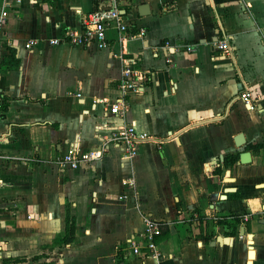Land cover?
I'll return each mask as SVG.
<instances>
[{
	"label": "crops",
	"instance_id": "crops-1",
	"mask_svg": "<svg viewBox=\"0 0 264 264\" xmlns=\"http://www.w3.org/2000/svg\"><path fill=\"white\" fill-rule=\"evenodd\" d=\"M6 1L0 152L17 159L0 158V260L264 264V0H129L124 13L143 33L132 29L120 44L110 24L102 49L48 43L78 29L98 0ZM141 3L149 14H137ZM222 35L228 56L213 47ZM120 55L148 71L142 91L128 97L126 121L150 137L131 159L110 146L93 168L60 170L56 161L72 144L82 151L97 146L95 123H120L93 116L100 106L91 102L116 96ZM243 90L254 108L239 99ZM239 132L244 141L236 146ZM241 151L249 152L248 162L238 161ZM126 175L132 185L123 182ZM65 215L74 227L62 242ZM143 215L160 221L159 254L139 258L124 241L141 229ZM213 216L228 225L207 231ZM234 218L239 222L227 233Z\"/></svg>",
	"mask_w": 264,
	"mask_h": 264
},
{
	"label": "built area",
	"instance_id": "built-area-1",
	"mask_svg": "<svg viewBox=\"0 0 264 264\" xmlns=\"http://www.w3.org/2000/svg\"><path fill=\"white\" fill-rule=\"evenodd\" d=\"M129 0H98L97 7L83 13L80 17L78 29H65L60 36L49 38V44H58L59 42H68L79 46L93 45L98 49L106 48L107 41L105 31L108 25L117 32V41L122 44L129 31L135 29L137 33H143L142 25H137L133 20L131 12L124 13V5ZM6 0L1 1L2 10L0 11V22L6 16L5 7L8 6ZM26 49L30 48V43L24 44ZM213 47L223 55H230L232 50L228 38L225 35L216 38L213 41ZM120 63V79L116 84V96L109 100L105 97H92V106L99 104L100 112L93 113V116L110 115L118 118L120 123L117 125L106 126L105 124H94L95 135L99 137L95 148L89 150H79L76 144H72L57 159L56 165L60 170H77L82 168H93L108 152V148L115 147L120 153L128 158H133L140 144L150 137L146 131H138L134 127L133 121H126L129 110L128 97L132 94L140 93L146 81H148V71L135 65L132 57L118 56ZM77 95V94H75ZM239 99L249 108L255 107L254 97H250L246 90L238 94ZM4 99L0 90V113L3 110ZM106 129V134L100 131ZM2 159H17L10 155L0 152ZM127 185L133 184L130 175L123 178ZM196 216V215H194ZM142 227L125 239V244L130 249V253L136 257L142 258L151 254L158 255L157 238L160 234V221L143 215L141 217ZM0 264H4L0 260Z\"/></svg>",
	"mask_w": 264,
	"mask_h": 264
},
{
	"label": "water",
	"instance_id": "water-1",
	"mask_svg": "<svg viewBox=\"0 0 264 264\" xmlns=\"http://www.w3.org/2000/svg\"><path fill=\"white\" fill-rule=\"evenodd\" d=\"M136 12L139 16H144V15H147L149 14V7H148V4L147 3H141L139 4L137 7H136ZM244 139L242 137V134L239 132L237 134H235L233 136V142L236 146H239L243 143ZM238 161L240 163H245V162H248L249 161V152L248 151H241L239 154H238ZM230 180L229 177H225L224 178V181H228ZM233 189V187H225L224 188V192L226 191H231ZM220 197H224V194H221ZM238 234L239 235H242L243 234V227L242 226H239L238 227ZM222 239L220 236H217V239L216 241ZM252 250L250 248H248V255H251V252Z\"/></svg>",
	"mask_w": 264,
	"mask_h": 264
},
{
	"label": "trees",
	"instance_id": "trees-1",
	"mask_svg": "<svg viewBox=\"0 0 264 264\" xmlns=\"http://www.w3.org/2000/svg\"><path fill=\"white\" fill-rule=\"evenodd\" d=\"M11 60V58H10ZM135 63V62H134ZM3 107H4V103H3ZM234 159V156H227L224 157L223 159V165H227L229 162H231ZM238 219L234 218L233 220V228H231V230L227 231V233H233L234 232V228L236 227V224H238ZM220 225H228L227 221L225 218H220V221L218 222ZM73 227H74V222L73 219L71 217H69L68 215H65L64 217V234L63 236L60 238V241L62 242H67L70 240L72 234H73ZM8 259H1V261L4 263L6 262Z\"/></svg>",
	"mask_w": 264,
	"mask_h": 264
},
{
	"label": "rangeland",
	"instance_id": "rangeland-1",
	"mask_svg": "<svg viewBox=\"0 0 264 264\" xmlns=\"http://www.w3.org/2000/svg\"><path fill=\"white\" fill-rule=\"evenodd\" d=\"M196 216H193L194 217V219L196 218V219H198V218H201V221L202 222H206V220H204L205 219V217H204V215H198V214H195ZM215 217V218H214ZM208 218H210L211 220H208V223H207V225H208V228H207V231H210V229H211V226L212 227H214L216 224H218L219 225V221H220V218H217L216 216H213V217H208ZM195 219V220H196ZM199 220V219H198ZM200 221V220H199ZM202 233L203 232H205L206 233V230H203V231H201Z\"/></svg>",
	"mask_w": 264,
	"mask_h": 264
}]
</instances>
